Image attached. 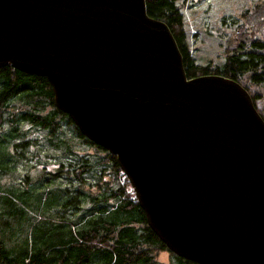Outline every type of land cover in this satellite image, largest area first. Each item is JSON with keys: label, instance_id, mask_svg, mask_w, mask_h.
<instances>
[{"label": "water", "instance_id": "water-1", "mask_svg": "<svg viewBox=\"0 0 264 264\" xmlns=\"http://www.w3.org/2000/svg\"><path fill=\"white\" fill-rule=\"evenodd\" d=\"M45 78L148 227L195 264H264V120L221 75L188 78L145 0H0V68Z\"/></svg>", "mask_w": 264, "mask_h": 264}, {"label": "trees", "instance_id": "trees-1", "mask_svg": "<svg viewBox=\"0 0 264 264\" xmlns=\"http://www.w3.org/2000/svg\"><path fill=\"white\" fill-rule=\"evenodd\" d=\"M145 5L149 17L162 21L169 28L188 78L221 75L236 81L247 91L254 108L264 120V34L257 36L264 26V6L254 10L253 14L246 11L240 14L243 22L236 26L234 38L223 49L221 64L209 61L206 65H199L189 58L181 4L175 0H145ZM14 99L19 106L17 108L26 111L25 117L32 115L30 123L42 131L48 129L50 141L58 127L71 126L81 144L102 152V155H94L92 164L88 155L81 156L74 151L64 154L57 173L49 175L61 183L70 181L72 190L76 191L90 180L100 190L101 196L96 198L86 194L84 198L89 201L85 204H90V207L83 211V216L80 214L78 217L75 214L78 210L73 206H66L72 209L65 213L68 225L64 227L61 222L58 230L42 235L19 261L14 260L0 242V264H159L157 254L169 251L148 227L115 157L83 137L70 118L55 108L53 93L45 78L19 72L10 66L0 68V129L14 128L26 119L11 113ZM47 110H53L55 115L53 111L50 112L52 116L40 114ZM53 116L57 119L55 122L51 119ZM74 153L76 157L72 156ZM73 159H76V164ZM106 175L108 180L104 181ZM69 190L66 189L67 192ZM76 194L78 198L83 197L80 192ZM177 259L182 264H195Z\"/></svg>", "mask_w": 264, "mask_h": 264}, {"label": "rangeland", "instance_id": "rangeland-1", "mask_svg": "<svg viewBox=\"0 0 264 264\" xmlns=\"http://www.w3.org/2000/svg\"><path fill=\"white\" fill-rule=\"evenodd\" d=\"M175 2L182 6L180 11L185 23L189 58L199 65H206L209 61L221 64L223 49L234 38L236 26L243 22L240 14L245 11L253 14L254 10H260L264 6V0ZM263 34L264 26L257 36ZM16 102L15 99L12 101L14 108L11 113L14 112L17 117L22 115L26 119L19 126L17 123L14 128L9 129L8 126L0 129V242L10 256L19 261L42 235L58 230L61 222L64 227L68 225L65 213L72 209L66 206H73V209L78 210L75 214L83 216V211L90 207V204H85L89 201L84 198L86 194L96 198L101 196L100 190L90 180L81 184L76 191L69 188L73 184L69 185L68 181L64 182L65 186H61L58 179L49 176L57 173L59 163L63 162V155L71 151L81 156L88 155L92 164L94 155H102V152L81 144V139L77 138L71 126L58 127L56 135L50 141L48 129L42 131L30 123L32 115L25 117L26 111L19 110ZM52 111L50 110L51 113ZM50 112L47 110L40 114L55 115L54 111L53 114ZM51 119L54 122L57 120L55 116ZM54 147H58L57 150H53ZM76 153L72 156L76 157ZM75 160L72 161L74 164ZM66 189L70 190L67 192ZM76 192L83 194V197L78 198ZM65 207L67 209H63ZM156 260L159 264L179 263L177 257L167 251L159 252Z\"/></svg>", "mask_w": 264, "mask_h": 264}, {"label": "crops", "instance_id": "crops-1", "mask_svg": "<svg viewBox=\"0 0 264 264\" xmlns=\"http://www.w3.org/2000/svg\"><path fill=\"white\" fill-rule=\"evenodd\" d=\"M104 181H107L108 180V175H106L105 177H104V179H103ZM65 182V181H64ZM64 182H62L61 183V186H65V184L66 183H64ZM69 185H71L72 183H70L69 181L67 182ZM69 188H71V187H69Z\"/></svg>", "mask_w": 264, "mask_h": 264}, {"label": "built area", "instance_id": "built-area-1", "mask_svg": "<svg viewBox=\"0 0 264 264\" xmlns=\"http://www.w3.org/2000/svg\"><path fill=\"white\" fill-rule=\"evenodd\" d=\"M121 173H122V172H121ZM122 175H123V179L125 178V180H127L126 177H125V175H124L123 173H122ZM129 187H130V186H129ZM130 188H131V187H130ZM131 190H132V188H131Z\"/></svg>", "mask_w": 264, "mask_h": 264}]
</instances>
